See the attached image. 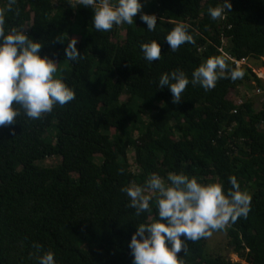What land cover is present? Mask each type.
Listing matches in <instances>:
<instances>
[{"label": "trees", "instance_id": "1", "mask_svg": "<svg viewBox=\"0 0 264 264\" xmlns=\"http://www.w3.org/2000/svg\"><path fill=\"white\" fill-rule=\"evenodd\" d=\"M221 2L141 0L132 25L97 32L92 9L67 0H0L3 27L40 40L41 54L58 62L56 75L75 91L73 101L39 119L21 109L0 127V264H38L49 250L56 264H132L131 235L156 210L136 216L121 188L168 172L221 182L225 191L234 176L250 204L246 217L224 227L229 246L248 264H264V101L256 111L251 100L229 98L238 86L264 85L248 65L264 56V0H231L223 18L211 19L207 9ZM141 13L157 16L154 31ZM176 22L190 26L195 42L173 52L164 36ZM72 36L84 55L77 63L64 59ZM151 40L160 42L161 56L148 63L140 44ZM217 55L243 76L226 74L209 90L189 83L179 103L166 86L157 88L162 73L180 69L191 80L194 68ZM208 237L186 242L184 264H243L206 256Z\"/></svg>", "mask_w": 264, "mask_h": 264}, {"label": "clouds", "instance_id": "2", "mask_svg": "<svg viewBox=\"0 0 264 264\" xmlns=\"http://www.w3.org/2000/svg\"><path fill=\"white\" fill-rule=\"evenodd\" d=\"M15 0H8L13 5ZM75 9L83 6L92 9V27L97 32L110 31L113 26L132 25L142 7L141 0H67ZM232 8L231 0H222L207 9L211 19L223 18ZM10 10V9H9ZM141 22L152 32L157 26V16L141 13ZM0 16V127L12 125L20 115L39 119L51 113L54 106H63L75 99V91L63 77L57 76L58 62L41 54L42 42L32 39L25 28H5ZM189 25L176 22L164 36L168 48L175 52L181 45L194 43ZM140 51L148 63L158 61L161 45L157 40L140 44ZM64 59L77 63L84 59L75 38L68 40ZM237 80L243 76L238 68H228L226 57L210 56L191 72V80L180 69L162 73L157 88L165 86L172 102L179 103L181 94L191 83L205 90L215 87L218 79ZM230 191L221 182L205 183L184 173L168 172L166 177L149 175L142 184L121 188L128 198L127 207L135 215L156 210V218L138 223L132 233L128 248L132 264H184L180 253L187 250V241L207 237L212 230L223 229L229 220L246 217L250 197L241 191L234 176L228 178ZM39 250L40 245H35ZM38 264H56L54 253L47 251L39 256Z\"/></svg>", "mask_w": 264, "mask_h": 264}, {"label": "rangeland", "instance_id": "3", "mask_svg": "<svg viewBox=\"0 0 264 264\" xmlns=\"http://www.w3.org/2000/svg\"><path fill=\"white\" fill-rule=\"evenodd\" d=\"M22 8L27 11L26 6H22ZM29 25L30 21H28L27 27H29ZM124 36L125 32L123 30H120L119 38L115 39L121 42L124 39ZM73 38H75L76 40L78 39L77 36H72L71 39ZM248 65H250L253 68V71L264 81V56L261 57L259 60L255 59L254 63L250 62L248 63ZM123 98H126V96ZM229 98L237 103L243 102L245 100H251L254 104L253 108L256 111H259L262 107V102L264 101V85L262 87H259L254 82H252L248 83L247 86H238L236 90L232 91L229 94ZM129 155L132 160L133 152L131 151ZM58 160L59 159H50L46 161V163L55 164L56 162H58ZM133 169H135L134 165ZM219 254L227 256L232 261H240L243 264H248L245 260L237 256V254L233 252L232 247L229 246L225 228L213 230L206 240L205 255L215 256Z\"/></svg>", "mask_w": 264, "mask_h": 264}, {"label": "built area", "instance_id": "4", "mask_svg": "<svg viewBox=\"0 0 264 264\" xmlns=\"http://www.w3.org/2000/svg\"><path fill=\"white\" fill-rule=\"evenodd\" d=\"M247 62V60L246 59H244V58H242V59H240L239 61H237L236 63L238 64V65H241V64H243V63H246ZM241 102H239L238 104H240Z\"/></svg>", "mask_w": 264, "mask_h": 264}]
</instances>
